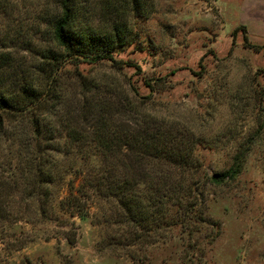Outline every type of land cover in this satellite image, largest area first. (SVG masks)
Instances as JSON below:
<instances>
[{
    "label": "rangeland",
    "instance_id": "obj_1",
    "mask_svg": "<svg viewBox=\"0 0 264 264\" xmlns=\"http://www.w3.org/2000/svg\"><path fill=\"white\" fill-rule=\"evenodd\" d=\"M139 1L144 12L129 11L128 21L137 37L113 60L70 59L60 69L65 92L58 115L49 118L55 142L64 143L68 124L79 127L76 109L85 99L134 104L140 115L189 138L184 147L193 149L196 170L186 177L198 182L210 225L196 234L188 232L192 224H178L137 237L113 197L96 203L89 191L74 205L64 201L86 184L84 175L98 170L91 149L86 158L78 151L54 154L63 178L47 186L49 197L30 196L32 183L18 177L16 144L6 134L0 139V264H264V49L249 47L264 45V0ZM132 3L77 0V8L93 13V26L104 29ZM58 11L59 0H0V54L12 56L16 74H34L47 61L44 51L59 48L49 25ZM239 26L244 30L233 35ZM245 148L239 175L214 182ZM38 199L45 201L42 210ZM211 225L219 231L208 243Z\"/></svg>",
    "mask_w": 264,
    "mask_h": 264
},
{
    "label": "trees",
    "instance_id": "obj_2",
    "mask_svg": "<svg viewBox=\"0 0 264 264\" xmlns=\"http://www.w3.org/2000/svg\"><path fill=\"white\" fill-rule=\"evenodd\" d=\"M132 4V8L122 6L108 18L106 28L97 29L92 22L94 14L79 10L77 0H59V11L49 22L59 48L45 50L42 58L47 61L32 75L16 74L12 56L0 54V139L8 134L16 144L12 158L16 159L20 180L25 185L32 183L30 196L49 197L47 186L63 178L64 172L54 154L78 151L86 158L90 157L91 149L100 160L98 170L93 174L86 172L89 174L84 175L86 184L74 192L71 190L64 201L74 205L78 195L89 196V191L94 193L96 203L109 202L113 197L118 216L125 219L137 237L139 233L156 234L178 224H192L188 232L200 233L201 226L210 224L199 203L202 196L198 193V182L187 181L186 177L196 170L191 159L193 149L184 147L187 135L179 134L167 122L140 115L132 103L111 105L105 100L98 103L85 99L76 109L79 127L68 124L64 143L55 142L58 131L49 118L58 115L65 92L60 69L70 59L89 63L113 60L114 53L137 37L129 30V11L137 13L143 8L139 0H133ZM239 30H244V26L237 27L233 35ZM249 47L264 49V45ZM247 149L239 150L231 167L215 174L212 180L220 183L235 179L242 170ZM82 168L74 172L82 173ZM44 202L38 199L41 210ZM79 216L83 214L79 212ZM218 229L211 225L208 243L215 239Z\"/></svg>",
    "mask_w": 264,
    "mask_h": 264
}]
</instances>
